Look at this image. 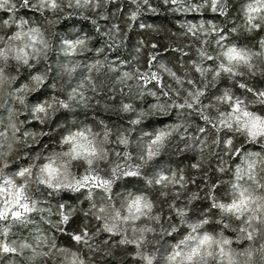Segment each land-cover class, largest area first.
<instances>
[{
  "label": "clouds",
  "instance_id": "1",
  "mask_svg": "<svg viewBox=\"0 0 264 264\" xmlns=\"http://www.w3.org/2000/svg\"><path fill=\"white\" fill-rule=\"evenodd\" d=\"M0 264H264V0H0Z\"/></svg>",
  "mask_w": 264,
  "mask_h": 264
}]
</instances>
